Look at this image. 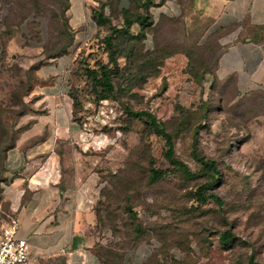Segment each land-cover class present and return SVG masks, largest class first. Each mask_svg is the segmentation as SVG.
<instances>
[{
  "label": "rangeland",
  "instance_id": "1",
  "mask_svg": "<svg viewBox=\"0 0 264 264\" xmlns=\"http://www.w3.org/2000/svg\"><path fill=\"white\" fill-rule=\"evenodd\" d=\"M0 2V25L7 44L13 41L8 70L14 84L22 83L20 93L33 85L34 66L69 44L74 50L73 120L100 183L93 232L101 264H132L134 257L141 264H249L251 258L264 264V87L242 93L235 79L218 78V48L189 33L181 19L166 17L148 27L146 41L123 42L133 47L130 67L115 78V94L104 95L87 70L110 66L104 42L109 25H97V33L77 45L70 0ZM123 7L139 10L132 0H112L106 17L120 24ZM3 85L1 97L11 98L12 83ZM34 99L26 95L12 111L36 113L30 111L37 108ZM140 110L164 124L175 158L194 173L202 169L195 151L217 161L215 191L222 204L195 201L207 178H189L170 163L165 139L147 119L129 113ZM5 118L14 131L30 122L19 124L11 113ZM4 165L0 156V235L12 220L2 194L8 180ZM151 169L165 175L153 180ZM225 232L235 239L223 242Z\"/></svg>",
  "mask_w": 264,
  "mask_h": 264
},
{
  "label": "crops",
  "instance_id": "2",
  "mask_svg": "<svg viewBox=\"0 0 264 264\" xmlns=\"http://www.w3.org/2000/svg\"><path fill=\"white\" fill-rule=\"evenodd\" d=\"M97 1L70 0L69 22L77 45L98 31L89 8ZM152 1L149 11L156 21L181 19L189 33L219 49L216 71L221 79L235 76L242 93L264 87V0ZM3 35L1 24L0 87L13 82L7 54L13 41L4 48ZM73 55L69 49L35 70L30 96L39 97L34 105L41 112L19 117V124L33 122L18 133L5 159L8 180L2 194L34 264H101L93 232L100 183L82 130L73 120ZM132 264L141 261L134 257Z\"/></svg>",
  "mask_w": 264,
  "mask_h": 264
},
{
  "label": "trees",
  "instance_id": "3",
  "mask_svg": "<svg viewBox=\"0 0 264 264\" xmlns=\"http://www.w3.org/2000/svg\"><path fill=\"white\" fill-rule=\"evenodd\" d=\"M112 0H99V4L92 8L91 17L96 22L99 27L109 25V33L105 35L104 42L106 44V48H108V53L110 56V66L102 65L99 67H94L92 69L87 70V75L91 78L93 83L101 88V93L104 95H113L115 94L117 87L115 83V78L120 72L127 70L130 67V63L132 61L131 55L133 54V47L129 48L124 45V41H128L129 39L139 38L141 40L146 41L148 39L147 29L154 25L156 21L150 11V5H154V1L145 0L141 2L140 0H132L133 4L139 7L138 11H133L128 7L120 8V12H122V21L120 24H113L111 18L106 17V7L111 4ZM163 1V0H162ZM161 1V2H162ZM70 7V6H69ZM166 18V17H164ZM162 18V19H164ZM160 19V20H162ZM138 25L140 30L132 31V27ZM7 41L5 38V33L3 35V47L7 46ZM70 44L62 48L60 51L50 54L48 56V60H52L69 52ZM217 48V47H216ZM219 50V49H218ZM4 51V50H3ZM218 58V57H217ZM120 59H125V63L121 65ZM45 61V62H47ZM45 62H41L40 64L33 67L34 72L41 65L45 64ZM217 69V68H216ZM12 75V74H11ZM216 76L220 78L216 71ZM13 77V76H12ZM224 79H235L237 82V78L235 76H229ZM37 78H33V85L27 91H23L20 93L21 84H14L12 82V89L10 91L11 98L0 99V156L6 159L7 152L16 146L17 137L16 133L21 131L22 129L28 128L32 124V120L28 122L24 126H20L16 131L12 130L11 127L7 124L5 115L7 113L13 114L15 117H20L25 114L24 111H20L18 113L13 112L12 110L19 107L20 104L18 101L20 100L21 104L24 102V97L26 95H31L34 84ZM238 88V84H237ZM239 89V88H238ZM36 101L39 97L32 96ZM33 112H41L37 109L30 110ZM75 111V105H74ZM73 111V114H74ZM132 116L138 118L147 119L155 132L162 136L166 141V150L165 156L170 161L173 166L179 167L187 177L189 178H198L204 176L207 178V181L200 185L194 193V199L198 203H206L209 200H214L218 204H222V200L220 196L216 193V185L219 182L220 169L218 163L213 158H206L201 155L197 151L194 153L195 159L200 162L201 171L199 173H194L190 167L182 160H178L175 158V150H174V139L173 136L167 131L164 124L159 121L157 116L150 111L140 110V111H129ZM5 172L6 167L4 165ZM152 170V169H151ZM152 179L157 180L165 175V172L158 171L153 169L152 171ZM235 239V235L225 232L221 236V240L223 242L229 243ZM97 255L101 262L102 255L97 251ZM249 264H256L254 259L251 258Z\"/></svg>",
  "mask_w": 264,
  "mask_h": 264
},
{
  "label": "built area",
  "instance_id": "4",
  "mask_svg": "<svg viewBox=\"0 0 264 264\" xmlns=\"http://www.w3.org/2000/svg\"><path fill=\"white\" fill-rule=\"evenodd\" d=\"M18 222L12 219L0 235V264H34L27 240L17 235Z\"/></svg>",
  "mask_w": 264,
  "mask_h": 264
}]
</instances>
